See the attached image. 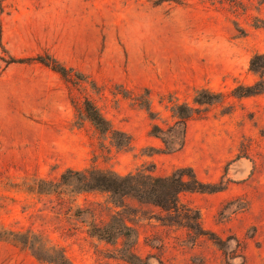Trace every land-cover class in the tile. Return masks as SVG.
<instances>
[{"label": "rangeland", "instance_id": "1", "mask_svg": "<svg viewBox=\"0 0 264 264\" xmlns=\"http://www.w3.org/2000/svg\"><path fill=\"white\" fill-rule=\"evenodd\" d=\"M239 1L2 0L0 227L42 234L72 264H133L126 250L134 264H264V91L232 94L238 84L264 80V69H250L251 57L264 53V0ZM45 54L84 80L31 59ZM200 87L224 99L188 119L179 145L167 100L192 104ZM145 88L153 118L132 99ZM85 97L131 137L129 146L80 121ZM153 123L165 132L153 135ZM91 165L119 174L191 168L219 190L181 192L177 209H163L132 197L114 206L98 191L15 185L34 177L57 182L66 168ZM77 208L90 210L98 227L118 213L132 231L102 239ZM0 264L46 263L0 241Z\"/></svg>", "mask_w": 264, "mask_h": 264}, {"label": "trees", "instance_id": "2", "mask_svg": "<svg viewBox=\"0 0 264 264\" xmlns=\"http://www.w3.org/2000/svg\"><path fill=\"white\" fill-rule=\"evenodd\" d=\"M0 0V9L2 8ZM235 6H240L239 0H227ZM256 26V25H255ZM50 69L58 72L63 78L78 82L84 80L81 72L66 67L55 57L45 54L36 55L31 58ZM264 53H255L250 59V69L260 73L264 69ZM11 61H21L11 58ZM264 91V80H258L251 85H236L232 94L237 97L249 96ZM123 96H126L122 92ZM139 106L144 108L148 115L153 118L155 112L151 109L149 90L144 89V94L134 96ZM224 99L222 92L212 91L206 87H200L194 90L192 104L180 102L177 98L169 96L170 110L176 118L175 125L178 128L177 144H182L185 138L186 125L188 119L198 114L203 109L201 106L221 102ZM77 117L81 120H87L91 125L102 134H109L113 144L119 148L127 147L131 143V137L124 131L113 127L111 122L102 114L97 105L88 97H85L82 103L76 108ZM77 122L78 124L80 123ZM165 130L157 123L152 124L151 133L159 135ZM166 143V142H165ZM172 140L167 144L171 148ZM170 144V145H169ZM188 171V172H187ZM190 171V172H189ZM23 189L35 193L68 192L80 193L89 191H98L108 195L109 202L114 206H121L124 197H132L141 203H150L163 209H177L178 196L181 192L194 191H216L217 186H208L200 181L191 168L179 167L167 175H157L152 172H143L136 170L127 174H119L109 168H100L94 165L82 169L66 168L57 182L43 178L25 179L21 184H15ZM77 217L90 225L94 235L113 241L119 236L128 237L132 228L118 213L111 216V219L104 223L102 227L96 226L93 214L88 209L77 208ZM116 224V225H110ZM0 241H7L22 249H27L38 260L46 264H72L64 251L56 245L49 244L42 234L32 230H13L0 227ZM128 251V252H127ZM128 254L125 257L133 263L132 258L137 257L131 250H126ZM125 252V253H126Z\"/></svg>", "mask_w": 264, "mask_h": 264}]
</instances>
